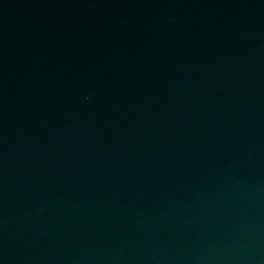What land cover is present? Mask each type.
Here are the masks:
<instances>
[{
	"label": "water",
	"instance_id": "obj_1",
	"mask_svg": "<svg viewBox=\"0 0 264 264\" xmlns=\"http://www.w3.org/2000/svg\"><path fill=\"white\" fill-rule=\"evenodd\" d=\"M0 264H264V0H0Z\"/></svg>",
	"mask_w": 264,
	"mask_h": 264
}]
</instances>
